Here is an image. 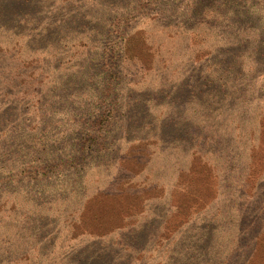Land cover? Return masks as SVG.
Here are the masks:
<instances>
[{"label":"rangeland","instance_id":"1","mask_svg":"<svg viewBox=\"0 0 264 264\" xmlns=\"http://www.w3.org/2000/svg\"><path fill=\"white\" fill-rule=\"evenodd\" d=\"M0 0V264H264V4Z\"/></svg>","mask_w":264,"mask_h":264},{"label":"trees","instance_id":"2","mask_svg":"<svg viewBox=\"0 0 264 264\" xmlns=\"http://www.w3.org/2000/svg\"><path fill=\"white\" fill-rule=\"evenodd\" d=\"M206 0H194V4H200ZM251 0H212V4H249ZM261 4H264V0H259ZM254 30L259 33L260 40H264V24L257 25ZM264 48V47H263Z\"/></svg>","mask_w":264,"mask_h":264}]
</instances>
